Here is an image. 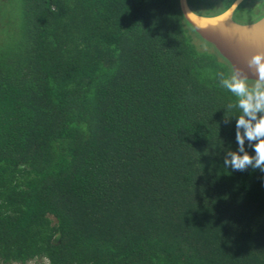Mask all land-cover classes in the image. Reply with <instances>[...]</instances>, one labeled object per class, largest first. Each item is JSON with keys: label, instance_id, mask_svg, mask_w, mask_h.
Returning <instances> with one entry per match:
<instances>
[{"label": "trees", "instance_id": "16d2710c", "mask_svg": "<svg viewBox=\"0 0 264 264\" xmlns=\"http://www.w3.org/2000/svg\"><path fill=\"white\" fill-rule=\"evenodd\" d=\"M220 73L179 0H4L0 261L264 264V172L225 164L242 111Z\"/></svg>", "mask_w": 264, "mask_h": 264}, {"label": "water", "instance_id": "95a60500", "mask_svg": "<svg viewBox=\"0 0 264 264\" xmlns=\"http://www.w3.org/2000/svg\"><path fill=\"white\" fill-rule=\"evenodd\" d=\"M243 1L236 0L228 8L231 11L227 19H221L226 10L204 16L196 13L188 0H179V6L185 20L204 41L214 46L230 64L233 73L243 72L248 81H255L258 76L248 67V61L253 55L264 52V17L251 23L238 22L235 12Z\"/></svg>", "mask_w": 264, "mask_h": 264}, {"label": "clouds", "instance_id": "9594fccd", "mask_svg": "<svg viewBox=\"0 0 264 264\" xmlns=\"http://www.w3.org/2000/svg\"><path fill=\"white\" fill-rule=\"evenodd\" d=\"M230 11L226 10L221 19H227ZM248 67L258 76L251 88L243 72L237 71L230 77L218 74L220 84L238 98V107L242 111L237 120L236 139L239 152L243 155L231 152V159H226L225 164L235 171H245L252 167L264 172V52L253 55L248 61ZM246 141L253 145L255 155L245 152Z\"/></svg>", "mask_w": 264, "mask_h": 264}, {"label": "rangeland", "instance_id": "374dc122", "mask_svg": "<svg viewBox=\"0 0 264 264\" xmlns=\"http://www.w3.org/2000/svg\"><path fill=\"white\" fill-rule=\"evenodd\" d=\"M3 4H4V0H0V9L2 8V6H3ZM219 10H220V6L219 7H217ZM264 8V7H263ZM216 10V9H215ZM239 13H241V12H239ZM252 16H254V18L255 17H257L256 16V14H254V13H247V15H246V17L247 18H249L248 19V22H252L253 20H254V18L252 17ZM236 17L237 18H240L239 16H237L236 15ZM236 19V18H235ZM241 22H244V21H242V20H240ZM43 262H45L44 260H33V261H30V262H27L26 264H41V263H43ZM0 264H4V263H2L1 261H0ZM10 264H20V263H10Z\"/></svg>", "mask_w": 264, "mask_h": 264}, {"label": "bare ground", "instance_id": "6f19581e", "mask_svg": "<svg viewBox=\"0 0 264 264\" xmlns=\"http://www.w3.org/2000/svg\"><path fill=\"white\" fill-rule=\"evenodd\" d=\"M223 44V43H222Z\"/></svg>", "mask_w": 264, "mask_h": 264}]
</instances>
